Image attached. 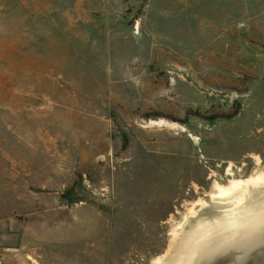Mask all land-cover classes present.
Returning <instances> with one entry per match:
<instances>
[{"label":"rangeland","instance_id":"obj_1","mask_svg":"<svg viewBox=\"0 0 264 264\" xmlns=\"http://www.w3.org/2000/svg\"><path fill=\"white\" fill-rule=\"evenodd\" d=\"M256 171L264 0H0L2 264H174L264 205L210 197Z\"/></svg>","mask_w":264,"mask_h":264},{"label":"bare ground","instance_id":"obj_2","mask_svg":"<svg viewBox=\"0 0 264 264\" xmlns=\"http://www.w3.org/2000/svg\"><path fill=\"white\" fill-rule=\"evenodd\" d=\"M150 124L168 126V124L162 120L157 122L152 121ZM253 174L252 177L247 179L235 180L232 178V180L230 179V181H228L226 186H221L215 182L210 197L226 200L228 201L227 203L236 206L242 204L246 198L251 195L250 192L252 189L264 187V171H256ZM251 198L252 196L250 199ZM241 208L243 209V207ZM253 209L255 212L250 216L242 218L244 213H232L230 218L223 219L219 225L214 228L213 236H209L206 231H203L201 235L196 237L195 235L198 231L194 232L188 237L189 241L186 244L187 251L185 255L178 257L177 260L174 261V264H198L207 254L217 251L216 249H219V251L225 248L250 249L252 246L262 244L264 242V205H257ZM202 227H198L197 229L200 230ZM242 235L244 237H242ZM236 237L240 238L232 243L228 242ZM200 238H203L202 240L206 241L207 244L202 247L194 245L197 242L196 239ZM186 256L187 258L184 259ZM203 261L205 260H202V262Z\"/></svg>","mask_w":264,"mask_h":264},{"label":"built area","instance_id":"obj_3","mask_svg":"<svg viewBox=\"0 0 264 264\" xmlns=\"http://www.w3.org/2000/svg\"><path fill=\"white\" fill-rule=\"evenodd\" d=\"M0 264H2V259H1V257H0Z\"/></svg>","mask_w":264,"mask_h":264}]
</instances>
